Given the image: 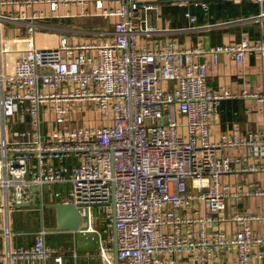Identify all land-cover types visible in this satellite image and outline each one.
Masks as SVG:
<instances>
[{
	"label": "built area",
	"instance_id": "obj_1",
	"mask_svg": "<svg viewBox=\"0 0 264 264\" xmlns=\"http://www.w3.org/2000/svg\"><path fill=\"white\" fill-rule=\"evenodd\" d=\"M39 3H46L48 12L38 9ZM69 3L93 4L95 12L86 7V15L116 16L112 29L100 30L109 36L85 42L62 36L56 45L45 46L29 40L9 56L5 21L25 24L34 36L37 19L56 17L60 5ZM0 6L9 8L0 13L4 264H66L63 254L47 245L45 226L34 231L31 244L11 242L10 214L16 204L31 202L37 193L32 186L42 190L47 185H59L52 202L73 203L85 226L79 230L94 232L100 257L114 264L113 237L105 236L96 214L105 206L111 220V181L117 264H192L233 249L239 264L263 256L252 247L264 245V235H257L249 222L264 215L229 211L228 198L264 195V186L247 181L232 190L225 176L264 174V137L235 126L213 139L210 126L220 118L223 99L254 97L264 103V90L212 89L202 57L206 52L215 61L221 53L236 60L250 52L264 56V36L208 49L201 42L151 39L159 29L158 5L151 0H0ZM185 16L196 20L190 11ZM87 103L98 122L75 125L72 114ZM230 148L243 151L234 155L227 152ZM227 222L240 227L226 231Z\"/></svg>",
	"mask_w": 264,
	"mask_h": 264
},
{
	"label": "crops",
	"instance_id": "obj_2",
	"mask_svg": "<svg viewBox=\"0 0 264 264\" xmlns=\"http://www.w3.org/2000/svg\"><path fill=\"white\" fill-rule=\"evenodd\" d=\"M158 5V27L151 39H174L179 45H191L201 42L208 49L217 44L230 43L242 38L256 39L264 36V12L261 3L257 0H151ZM205 2L206 6L201 3ZM38 9L48 12L46 3L36 5ZM90 8L95 12L94 5L86 6L78 3L62 4L58 9V16L53 18L37 19L39 27L34 36H30L25 24L14 21H5L6 36L5 46L9 49V56L16 55L15 48L25 46L29 40L37 45H56L62 36H67L71 42H85L88 40H102L109 35L101 34L100 30H110L118 19L116 16L103 17L100 15H86L84 8ZM9 8L0 6V13H8ZM195 14L196 20L190 22L185 12ZM202 60L207 63L208 84L212 89L227 88L232 91H240L244 87L255 90H264V56L258 52H250L243 60H236L231 56L221 53L218 60L210 52H206ZM220 118L211 123V138L219 139L228 134L235 126L240 131L247 130L258 132L264 137V103L254 97L226 98L220 103ZM81 125V121L75 122ZM241 148H230L227 152L238 154ZM54 163H58L54 160ZM231 183L232 190L239 182H252L257 186H264V174L262 172H238L225 176ZM63 187V186H62ZM59 185H47L42 187L45 203L41 204L40 190L33 196L30 205L15 207L10 214V224L13 229L11 242L16 245H28L34 240V231L41 226L47 227L54 236V240L46 243L54 248L68 243L69 236L81 230H59L56 228L55 213L48 205L53 200V190L59 189ZM47 207V217L44 210ZM237 210L247 214L264 215V195H248L243 198L229 196L228 210ZM97 210V209H96ZM98 219L100 218L96 213ZM103 224L104 219H99ZM108 224V223H107ZM112 224V221H111ZM249 225L257 235H264V219H252ZM2 222L0 221V227ZM85 227L82 225L81 229ZM236 222H227L226 231L239 228ZM109 230V229H108ZM86 231V230H85ZM83 232V230L81 231ZM110 232V233H109ZM106 230L107 235H112V228ZM5 238L0 234V251L5 247ZM254 252H263L262 257H254L251 264H264V245L254 244ZM87 255L77 258H68V263L89 264ZM52 262L50 259L47 262ZM0 264L4 261L0 260ZM22 264V263H17ZM31 264H44L42 261H34ZM192 264H239L235 250H222L216 252L209 259L194 261Z\"/></svg>",
	"mask_w": 264,
	"mask_h": 264
},
{
	"label": "rangeland",
	"instance_id": "obj_3",
	"mask_svg": "<svg viewBox=\"0 0 264 264\" xmlns=\"http://www.w3.org/2000/svg\"><path fill=\"white\" fill-rule=\"evenodd\" d=\"M72 115H74L75 117L74 122L81 121V123L83 122V124H94L98 122V115L92 103L84 104L80 112H74ZM18 127H22V125H19ZM101 208L99 210L97 209L96 212L98 213L100 219L105 220L104 230L106 229L109 232V230H111L112 228V224L111 220L106 217V215L110 214V210H108V208H105V206ZM47 210L48 209L46 207V209L44 210L45 217H47ZM104 212H106V215L104 214ZM95 235L96 234L91 231H77L76 233H73L72 236H69V239L67 240L69 241L68 243L62 244V240H59L60 245L58 248H54V250L56 251V253L59 252L60 254H63V262L66 264H70L66 260H68V258L72 259L73 253H77L78 257L87 255V258L85 260H87L89 264H106L104 259H102L99 255L98 244L94 240ZM46 239L48 242H51V240H54L55 238L52 234H47Z\"/></svg>",
	"mask_w": 264,
	"mask_h": 264
},
{
	"label": "water",
	"instance_id": "obj_4",
	"mask_svg": "<svg viewBox=\"0 0 264 264\" xmlns=\"http://www.w3.org/2000/svg\"><path fill=\"white\" fill-rule=\"evenodd\" d=\"M264 12V0L261 3ZM32 190H41L39 186H32ZM115 185L111 181V221H112V237H113V260L114 264L118 263V243L117 229L115 225ZM34 201V199L32 200ZM31 202L16 204V207L30 205ZM55 213L56 228L59 230H79L82 227V219L71 202L54 201L48 204Z\"/></svg>",
	"mask_w": 264,
	"mask_h": 264
}]
</instances>
